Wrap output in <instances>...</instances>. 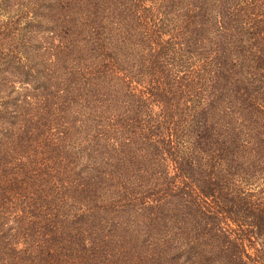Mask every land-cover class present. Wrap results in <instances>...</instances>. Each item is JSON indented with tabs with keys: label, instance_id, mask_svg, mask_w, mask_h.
Here are the masks:
<instances>
[{
	"label": "trees",
	"instance_id": "1",
	"mask_svg": "<svg viewBox=\"0 0 264 264\" xmlns=\"http://www.w3.org/2000/svg\"><path fill=\"white\" fill-rule=\"evenodd\" d=\"M145 254L264 264V0H0V264Z\"/></svg>",
	"mask_w": 264,
	"mask_h": 264
},
{
	"label": "rangeland",
	"instance_id": "2",
	"mask_svg": "<svg viewBox=\"0 0 264 264\" xmlns=\"http://www.w3.org/2000/svg\"><path fill=\"white\" fill-rule=\"evenodd\" d=\"M133 220V219H132ZM152 256H153V254H145V255H143V256H141V257H145V258H147V260L146 259H141V261H140V264H150L151 263V258H152ZM185 257H186V254L184 255ZM138 260V259H137Z\"/></svg>",
	"mask_w": 264,
	"mask_h": 264
}]
</instances>
